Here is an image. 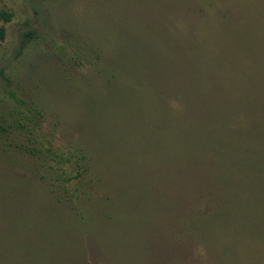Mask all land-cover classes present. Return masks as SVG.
<instances>
[{"label":"rangeland","instance_id":"1","mask_svg":"<svg viewBox=\"0 0 264 264\" xmlns=\"http://www.w3.org/2000/svg\"><path fill=\"white\" fill-rule=\"evenodd\" d=\"M0 11V112L57 156L0 140V264H264V0Z\"/></svg>","mask_w":264,"mask_h":264},{"label":"trees","instance_id":"2","mask_svg":"<svg viewBox=\"0 0 264 264\" xmlns=\"http://www.w3.org/2000/svg\"><path fill=\"white\" fill-rule=\"evenodd\" d=\"M12 19V14L0 11V20L8 23L12 21ZM5 39L6 29L5 27H1L0 41H4ZM30 39H32V33H25L22 41L23 44L28 40L30 41ZM2 104L3 103H1L0 106H2ZM22 105H24V108H28L27 110L23 108V110L27 112L16 108L7 111L8 113L0 112V140L6 136V140L9 141V146L16 147L28 154L30 152L39 158H43L45 161L50 159L54 162L55 160L53 159H57L56 152L50 146L45 145L46 141L42 134L41 121L43 122L44 118L42 109L37 106L31 107L26 103ZM6 140L4 143H6ZM25 142H28V144ZM67 162H69V159H61L60 163L65 164Z\"/></svg>","mask_w":264,"mask_h":264}]
</instances>
